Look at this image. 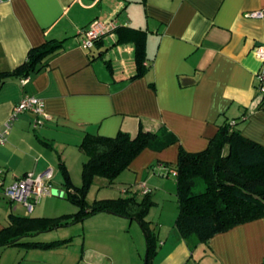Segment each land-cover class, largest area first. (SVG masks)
<instances>
[{
  "label": "crops",
  "instance_id": "0c3cea01",
  "mask_svg": "<svg viewBox=\"0 0 264 264\" xmlns=\"http://www.w3.org/2000/svg\"><path fill=\"white\" fill-rule=\"evenodd\" d=\"M259 9L264 11V0H2L0 72L20 65L30 48L47 39L62 40V46L25 82L11 76L0 84V132H5V139L0 135V181L7 185L28 172L50 169L51 186L67 193L59 163L66 162L71 176L72 166L83 164L79 145L86 132L135 134L140 125L151 130L166 126L177 136L162 150L145 148L122 171L121 195L141 196L145 185L152 192L163 187L161 177L165 170L172 172L169 164L176 163L180 145L193 151L205 148L224 118L244 114L242 132L264 145V93L258 88L262 61L256 53L264 44V14H251ZM96 19L145 31L147 70L142 76L133 77L134 41H120L116 30L91 47L83 46L85 30ZM26 95L43 100V123L35 125L32 110L12 118ZM153 169L160 175L146 178ZM42 196L36 216H48L49 208L62 211L63 199L54 193ZM6 198L0 195V230L11 212L29 215L22 202L7 198L5 203ZM94 215L102 222L96 230L123 238L133 230L142 236L135 219L106 211ZM175 219L172 214L158 221L156 255L165 252L160 264L190 259V245ZM201 245L214 264H264V216L218 232ZM110 255V264H124ZM126 264H137L136 258Z\"/></svg>",
  "mask_w": 264,
  "mask_h": 264
},
{
  "label": "trees",
  "instance_id": "16d2710c",
  "mask_svg": "<svg viewBox=\"0 0 264 264\" xmlns=\"http://www.w3.org/2000/svg\"><path fill=\"white\" fill-rule=\"evenodd\" d=\"M113 29L120 41H134L137 66L133 77L142 76L147 70L145 31L129 25H116ZM61 46L62 40L47 39L30 48L20 65L0 72V84L11 76H28ZM244 116L234 120L224 118L208 145L201 150H188L180 145L176 163L169 164L177 182L179 212L175 224L190 247L237 224L264 216V145L242 132ZM177 140L175 133L166 126L151 130L140 125L135 134L123 130L116 135L86 132L79 145L86 155L82 164V183L73 181L63 159L59 163L68 198L78 209L58 216L11 212L8 224L0 230V248L7 245L49 248L66 244L71 237L53 240L24 237L106 211L139 222L147 244L144 264H153L159 240L148 218L155 203L153 192L148 190L141 196L133 192L96 198L92 202L88 201L87 193L97 175L113 182L145 148L162 150Z\"/></svg>",
  "mask_w": 264,
  "mask_h": 264
},
{
  "label": "rangeland",
  "instance_id": "374dc122",
  "mask_svg": "<svg viewBox=\"0 0 264 264\" xmlns=\"http://www.w3.org/2000/svg\"><path fill=\"white\" fill-rule=\"evenodd\" d=\"M86 158V155L85 157ZM129 167V166H128ZM72 178L76 184L82 183V163L73 165ZM122 173V172H121ZM120 173V174H121ZM62 176V172L60 171ZM116 178L115 184H105L104 181H108L107 178L97 175L88 190L87 199L89 202L94 201L96 198L101 197H116L120 196L123 192L119 193V187L123 185L121 182V175ZM155 174L160 175L154 169L146 174L149 176H154ZM165 176H162L163 187L156 188L153 187V196L155 203L150 208L148 213L149 220H151V227L158 233V221L159 219H170V215L176 214V218L179 212L177 196H176V176L173 172L168 173L165 170ZM160 178V176H156ZM146 180V179H145ZM125 183L127 180H123ZM108 183V182H107ZM123 190V189H122ZM133 190V188H131ZM169 190H172L173 194ZM52 193L56 197L63 200L60 209L62 211H52L48 209L44 213L48 216H56L59 214L74 212L78 209V206L68 198H64L61 194L59 195V189L57 187H52ZM45 196L39 199V203L36 204L34 211L29 212V215L36 216L40 212V205L43 203ZM9 201L7 198L4 202ZM157 201V202H156ZM17 205H21L19 202H15ZM174 205H177L176 210ZM47 206H42V212H46ZM163 209V214L159 213ZM54 212V213H53ZM98 216L91 215L86 217L82 221H78L69 225H63L57 228H53L46 231H41L34 235L25 236V239H42V240H53V239H72L68 243L58 244L51 246L49 248H27L24 245H7L0 249V264H110V257L108 253L111 254L118 260L119 263L126 264L129 260L136 258L137 264H144L147 254V244L144 232L141 228L142 236L139 232V238L137 233L133 230L125 232L126 237L111 235L108 231L96 230L98 225H101V220H97ZM172 221V220H171ZM176 223V219L172 221ZM141 227V226H140ZM177 227V226H176ZM138 238V239H137ZM159 242V240H158ZM130 244V246L128 245ZM159 247V246H158ZM129 250L131 252H129ZM157 254V253H156ZM153 257V264H160L165 261L164 254ZM200 260L205 261V264H214L213 257L204 250V246L192 245L190 247V259L185 260L181 264H204L199 262ZM42 261V262H40ZM176 264V263H175Z\"/></svg>",
  "mask_w": 264,
  "mask_h": 264
},
{
  "label": "built area",
  "instance_id": "2783aa9c",
  "mask_svg": "<svg viewBox=\"0 0 264 264\" xmlns=\"http://www.w3.org/2000/svg\"><path fill=\"white\" fill-rule=\"evenodd\" d=\"M2 0H0L1 2ZM252 15L263 16L264 11L262 9L252 11ZM116 26L114 20H100L96 19L91 22L89 27L85 30V37L82 44L84 47H91L94 43L105 35L108 31L112 30ZM257 56L261 59L262 65L259 72V90L264 93V44H259L256 47ZM28 80L27 76L22 77V81ZM32 110L37 113L35 119V125L43 123L42 116L47 115L43 100L36 95H26L20 102L14 107L12 118L18 115V113ZM9 126V123L7 124ZM1 139H5V132H0ZM52 170L48 169L41 174H35L28 172L20 178L16 179L10 184H3L0 181V195L9 198L12 201L22 202L31 212L34 209L36 198L52 193V186L50 180L52 179ZM145 192L149 190L145 185Z\"/></svg>",
  "mask_w": 264,
  "mask_h": 264
},
{
  "label": "water",
  "instance_id": "95a60500",
  "mask_svg": "<svg viewBox=\"0 0 264 264\" xmlns=\"http://www.w3.org/2000/svg\"><path fill=\"white\" fill-rule=\"evenodd\" d=\"M59 193L62 194L63 196H67V193L65 191L59 190Z\"/></svg>",
  "mask_w": 264,
  "mask_h": 264
}]
</instances>
